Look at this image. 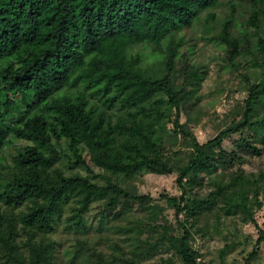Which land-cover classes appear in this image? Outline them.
<instances>
[{
    "label": "trees",
    "instance_id": "16d2710c",
    "mask_svg": "<svg viewBox=\"0 0 264 264\" xmlns=\"http://www.w3.org/2000/svg\"><path fill=\"white\" fill-rule=\"evenodd\" d=\"M220 1L0 0V153L16 140L28 142L16 146L12 164L0 161V264H58L60 252L52 236L60 224L89 233L95 202L104 205L103 222L120 204L127 211L133 202L149 204L150 195L124 189L111 178L101 184L89 175L68 174L63 161L71 156L91 171L83 147L94 165L113 175L130 178L177 168L182 192L165 197L179 221L186 214L194 224L239 184L240 174L225 181L235 158L224 141L247 126L264 125V117L251 120L256 104L264 102V72L256 83L245 75L249 95L244 120L205 143L195 142L187 164L163 153L158 134L168 109L187 112L202 79V69L180 34ZM259 16L255 11L251 22L258 30L255 47L264 58V18ZM215 38L226 45L235 64L241 47L231 36L230 21ZM137 44L157 48L162 57L158 71H150L143 64L145 56L131 51ZM255 139L264 141V133ZM203 174L215 189L206 198H189L188 187ZM181 225V235L164 233L159 243L168 242L182 264H203L191 246L192 231ZM149 251L134 247L125 264H144ZM159 264L177 261L168 258Z\"/></svg>",
    "mask_w": 264,
    "mask_h": 264
},
{
    "label": "rangeland",
    "instance_id": "374dc122",
    "mask_svg": "<svg viewBox=\"0 0 264 264\" xmlns=\"http://www.w3.org/2000/svg\"><path fill=\"white\" fill-rule=\"evenodd\" d=\"M262 8L264 0H221L216 7L202 11L190 27L183 29L180 35L192 50L190 58L202 69V79L198 96L191 100L187 112L184 110L179 115L176 108L168 109L163 122L158 124L164 154L185 165L192 157L195 142L205 143L224 128L244 120L249 95L245 75L256 83L264 72L263 53L255 47L258 30L251 22L255 11H260V21L264 18ZM228 21L231 36L241 47L235 64L229 59L226 45L215 38L223 33ZM131 51L145 56L143 64L150 71L156 72L161 67L162 57L153 44H137ZM177 66L178 69L183 67L180 60ZM263 117L264 102H260L251 120L257 122ZM263 133L264 125L247 126L225 139L224 148L235 158L234 164L228 167L225 181L231 183V174H240L239 184L229 188L227 196L214 202L194 224L186 214L177 220L174 207L165 197L182 192L177 184V168L172 173L143 171L127 178L94 165L84 147L82 153L91 171L76 164L72 156L64 159L63 167L68 174L89 175L101 184L111 178L124 189L148 194L152 199L145 207L138 202L131 203L129 211L120 204L110 214L109 221L104 222L101 220L104 205L95 202L89 213V233L75 232L60 224L52 236L60 252L58 264H125L133 257L134 247L150 248L143 257L144 264H159L168 258L182 264L168 242L158 241L164 233L181 235L184 231L181 224L192 231L191 246L203 264H264V141L255 139V134ZM26 143L16 140L7 146L0 153L3 165L12 164L16 146ZM188 189L189 198L195 194L206 198L215 186L211 178L203 174L200 182ZM114 215L118 216L114 218ZM81 241H86L87 245L80 247ZM254 252L257 253L252 255Z\"/></svg>",
    "mask_w": 264,
    "mask_h": 264
}]
</instances>
